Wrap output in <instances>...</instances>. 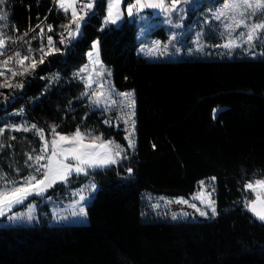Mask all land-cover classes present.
I'll use <instances>...</instances> for the list:
<instances>
[{"label": "trees", "instance_id": "obj_1", "mask_svg": "<svg viewBox=\"0 0 264 264\" xmlns=\"http://www.w3.org/2000/svg\"><path fill=\"white\" fill-rule=\"evenodd\" d=\"M222 1L198 0L191 12L203 15ZM106 3L95 0L92 13L78 19L79 34L67 38L71 15L61 8L56 16L53 0L4 1L6 44L46 20L52 31L24 45L40 58L49 34L58 51L23 75L28 60L7 64L18 73L8 83L22 87H0V127L35 124L48 134L53 127L61 133L89 130L124 146L123 129L92 107L84 81L74 75L99 39L114 85L134 91L137 142L118 162L55 187L71 201L73 189L88 177L98 182L88 223L0 226V264H264V220L245 207V185L264 178V56L147 60L138 54L139 24L125 19L105 26ZM0 144V172L16 178L28 171L27 156L41 149L42 140L35 130L5 127ZM190 163L215 173V218L148 217L146 191L192 192Z\"/></svg>", "mask_w": 264, "mask_h": 264}, {"label": "rangeland", "instance_id": "obj_2", "mask_svg": "<svg viewBox=\"0 0 264 264\" xmlns=\"http://www.w3.org/2000/svg\"><path fill=\"white\" fill-rule=\"evenodd\" d=\"M5 1V0H4ZM89 1V0H87ZM95 0H93L94 2ZM198 0H186L185 3L178 5L179 11H163L159 10L157 12L148 11L146 9H133V15L129 16L127 14V6L129 4H134L133 2L126 3L125 0H120L119 6L113 9L114 16L117 12L120 13V18L116 23H105V16L108 10V2L106 3L105 15H104V25H114L120 26L125 19H130L131 21H136L139 24L138 37L141 40L138 48V54L147 60L159 61V60H181L186 58H201V59H224L225 57L232 59L234 57H261V53H264V39L254 40V49L256 55H252L248 50L247 44H244L242 40H237L238 44H241L240 47L226 48L223 45L228 42L229 39H235L239 32L246 31L243 27L238 28L235 32L232 33L231 37L228 36V30L224 25L231 23L230 20L225 17H221L220 20L215 19V14L223 7L228 0L222 1L220 4L216 5L213 8H209L206 13L203 15H198L192 13V7L197 3ZM165 7H168L171 4V0H164ZM60 6V4H59ZM76 12L78 13L77 19L81 18V14L78 8V0L75 3ZM66 13L71 15V9L64 10ZM0 13L5 14V5L4 3L0 5ZM192 13V14H190ZM6 15V14H5ZM231 15V13H230ZM261 16L258 13L256 17L253 18L254 22H261ZM6 24V21L0 22ZM70 24V23H69ZM164 26V29L163 27ZM5 27L3 28L4 34L6 36ZM264 36V33H262ZM173 37H175L173 39ZM98 41V49L100 56V40ZM93 41V42H94ZM8 43V41L6 42ZM93 45V44H92ZM49 51V50H48ZM92 51V49H90ZM96 58V54L93 53V59ZM91 62V61H90ZM1 64V62H0ZM28 64V63H27ZM30 64V63H29ZM104 73L103 75H97L101 71L100 65H93L89 63L88 70L86 72L80 73L79 76H83L82 79L86 85L89 75L92 76L95 81L91 88H86L85 92L87 95H84L86 100L94 107L101 111V114L105 116V120L110 124H115L117 127H121L124 132L125 138V147L120 145L114 139H108L103 137L101 134L94 133L89 130L80 131L84 133L88 138L85 139L84 143H92L93 137H101V141L111 140L114 144L119 145L124 151L119 157L115 158V163L118 162L126 155V151H133V148L128 147V136L129 124L124 123V120L121 117L127 119L126 113L129 111L127 107L122 105L125 103L123 97H119L115 94L109 95V93L114 90L115 93H129L134 92L132 89L120 90L118 89L113 82L112 74L110 69L102 62ZM17 71L15 66L8 65L6 70L9 72L6 79L7 82H10L13 79L11 72ZM110 73V75H109ZM5 83V81L0 84ZM103 85L101 88L100 86ZM84 92V93H85ZM93 92L97 93V99L99 103L93 102L92 94ZM134 99L136 101L135 95ZM115 102V103H113ZM216 113V111H215ZM135 132L133 134V139L135 140L136 147V103H135ZM42 129V128H41ZM44 130V129H43ZM61 135L71 136L75 131L71 133H61L55 130ZM45 138L51 140L53 137L52 132L46 133L44 130ZM101 141H96L100 143ZM44 141L42 140V146ZM42 148V147H41ZM40 154V150L33 156ZM42 161L41 163H44ZM69 162H72L69 159ZM31 164V162H29ZM114 163H110L105 166H98L94 168H88L87 173H73L68 177L67 181L56 182L52 187L48 188L46 192L42 195H29L23 203L15 204L10 211H7L4 216H0V226H30V225H42L49 224L50 226L61 225V224H85L89 222V217L87 213V208L93 198L96 196L100 185L93 177H88L79 187L73 189L72 196L74 197L71 201H66L65 195H62V190L55 188L58 184L68 183L70 177H80L90 175V171L104 168L110 166ZM28 171L21 177H7L9 181H22V179L30 174H33L34 168L28 166ZM2 171V170H1ZM187 176L189 177L192 184V192L188 196H170L158 194L153 191H146L144 193V200L146 206V215L150 218L156 219H165V220H209L214 219L215 215L212 214L211 210L204 204L200 199H196L197 194L203 193V198L208 199L207 193L212 192L211 200L215 201V208L217 210L216 200H215V184L216 176L215 173L204 169L200 166H197L194 163L187 165ZM22 172V171H21ZM40 177L37 176V179ZM215 178V179H213ZM257 180H264V178L254 179L251 182L254 183ZM201 181H204V184L201 185ZM95 185V190H91V185ZM55 188V189H54ZM54 189V190H53ZM214 189V192H213ZM66 193L69 192L68 189H65ZM250 197L248 202L256 197L255 192L248 190ZM58 192V194H54ZM51 193V194H50ZM83 195L85 199L81 204L77 205L75 202L79 200L80 196ZM186 200L188 203H177L176 201ZM172 201V203H168ZM195 204L196 207L191 205ZM159 205V206H157ZM29 206H34L32 210L33 219L28 221L26 219V214L29 211ZM84 207L86 210V216L75 215L73 212H79V207ZM199 209V211H198ZM207 212V216H201L200 212ZM187 213V215H183ZM15 214H25V217L21 220H10L9 217H12ZM173 214H176V219H173ZM58 217H66L64 219H59Z\"/></svg>", "mask_w": 264, "mask_h": 264}, {"label": "snow or ice", "instance_id": "obj_3", "mask_svg": "<svg viewBox=\"0 0 264 264\" xmlns=\"http://www.w3.org/2000/svg\"><path fill=\"white\" fill-rule=\"evenodd\" d=\"M60 4V7L64 10L71 9V23L69 25L64 26L65 31H67V38L75 37L79 34L80 30V20L77 19L78 13L76 12L75 3L76 0H57ZM186 0H171V4L168 7H165L164 0H135L134 4H129L127 6V14L129 16L133 15V9H143V8H152V9H160L163 11L171 12V11H179L178 5L181 3H185ZM4 3V0H0V5ZM120 0H109L108 2V10L105 16V23H116L120 18V13L117 12L114 16L113 9L118 7ZM84 8L91 10L94 7L93 0H89L88 3L83 5ZM231 13V15H230ZM261 16V22H254L253 18L257 16V14ZM221 17H225L230 20L231 23L224 25V27L228 30V36L231 37L232 33L235 32L236 29L243 27L246 31L239 32L238 36L235 39H229L226 44L223 46L226 48L232 47H240L241 44L237 43V40H242L244 44H247L248 50L252 55H256V52L253 51L255 45L254 40L264 39L262 33H264V0H228L227 3L223 5V7L215 14V19L220 20ZM7 17L5 14L0 13V22L6 21ZM81 20L83 17L80 18ZM72 24H75V29H72ZM6 27V24L0 23V49H3L6 45V42L10 40V38L6 37L3 31V28ZM40 28L38 24L36 26ZM18 31V30H17ZM35 31V29H32ZM48 31H52V27L48 26ZM44 29L40 28V32L38 35L43 34ZM27 36L28 33L25 32L23 34ZM61 41L60 43H65L67 38H64L63 33H61ZM23 39V37H20ZM33 39L36 36L32 37ZM175 37H173L174 39ZM98 41H94L92 45V51L88 53V57L93 65H100L101 71L97 75H103L104 69L102 62L98 59L99 49H98ZM47 46L48 52L46 53L43 48L39 49L40 62L42 63L44 60V55L50 54L51 52L58 51L53 47V39L51 36L47 38ZM31 51L30 47L28 49ZM93 53L96 54V58L93 59ZM3 53L0 52V55ZM264 55V53H261ZM16 63L23 66L24 62L29 60V56L21 57L20 53H15ZM13 57H8L7 60L3 61V64L6 66L9 60H12ZM36 67V61L33 58L31 63L23 67V71L19 73V75H23L25 72L30 69H34ZM88 70V65H85L80 73L86 72ZM11 75L15 77L18 73L15 71H11ZM0 75H4L3 72H0ZM74 75H79L76 73ZM110 75V73H109ZM84 79L83 76L80 77ZM95 81L92 76L89 75L88 80L86 82V88H91L92 84ZM0 87H22V85H13L5 81V83L0 84ZM101 88L103 85L100 86ZM85 92L83 95H87ZM115 94L119 97H123L125 103L122 105L123 107H127L129 111L126 113L127 119L121 117L124 120V123L129 124L128 136L126 139L128 140V147L135 148V140L133 139V134L135 132V120L133 117L135 116V99L134 92L129 93H115L112 90L109 95ZM93 102L99 103L97 99V93L93 92L92 94ZM115 103V102H113ZM215 111V110H214ZM107 122V121H106ZM5 127L15 130V131H31L35 130L39 135L40 139L44 141L42 148L40 149V154L33 156L29 154L27 156L26 164H29L30 167L34 168L33 174H30L22 179V181H9L7 180L5 174L0 172V216H4L7 211H10L11 208L15 204L23 203V201L29 195H42L47 191L48 188L52 187L56 182L67 181L68 177L73 173L81 174L87 173L88 168H94L98 166H105L110 163H115V158L119 157L121 153L124 151L119 145L114 144L113 141H101V137H93L92 143H84L85 139L88 137L80 131V129H76V131L71 135H61L55 131V127L51 129L53 134L52 139L49 141L45 138L44 130L38 129L35 124H32L30 127H26L23 124L20 125H6ZM5 127H0V135L5 131ZM15 139V137H12ZM96 141H101L100 143H96ZM3 145L0 144V148ZM155 147V145H153ZM71 159L72 162H69ZM45 161L44 163H41ZM131 172V169H128ZM37 176L40 178L37 179ZM215 179V178H213ZM201 185L204 184V181L200 182ZM91 190H95V185L92 184ZM245 188L255 192L256 198L255 200L245 202V207L251 211L255 216L259 219L264 220V180H257L254 183L249 182L245 185ZM214 192V189H213ZM212 192L207 193L208 199L203 198V193L197 194L196 199H200L202 203H204L212 212L213 215L216 214L215 201L211 200ZM85 199L83 195L80 196L79 200L75 203L77 205L81 204V202ZM177 203H188L186 200L176 201ZM168 203H172L169 201ZM159 206V205H157ZM192 207H196L195 204L191 205ZM34 206H29V211L26 214V219L31 221L33 219L32 210ZM199 211V209H198ZM73 216L80 215L86 216V210L84 207H79V212H73ZM183 215H187V213H183ZM201 216H207L208 213L201 211ZM25 217V214H15L12 217H9L10 220H21ZM59 219H64L66 217H58ZM173 219H176V214H173Z\"/></svg>", "mask_w": 264, "mask_h": 264}, {"label": "built area", "instance_id": "obj_4", "mask_svg": "<svg viewBox=\"0 0 264 264\" xmlns=\"http://www.w3.org/2000/svg\"><path fill=\"white\" fill-rule=\"evenodd\" d=\"M88 2L89 1H87V0H78L79 12H80V14H81V16L83 18H85L88 15H90L92 13V10H93V8L91 10H89V9L83 7V5L86 4V3H88ZM53 8L55 10V15L56 16L59 15V13L61 11V7L59 6V3L57 2V0H53ZM45 22H46V20H43V21H41V22L38 23L40 25V28H43L44 29V32H43L42 36L41 35H38L39 32H40V28H37L36 26L38 24H36L33 28H31L27 32L28 35L27 36H24L23 35V39H20L16 44H14V45L6 44L3 49H0V52L3 53L2 55H0V62H1V64H0V72H3L4 73V75H0L1 82L6 81V79L8 77V74H9V72L6 70V66H8V65L5 66L3 64V61L7 60L8 57H13L12 60H9L8 61V64L15 62L16 61L15 53L19 52L20 55H21V57H23V56H29L30 57V59L28 60L29 63H31V61H32L33 58L35 59L36 64H38L40 62V58L38 57L35 49L32 46H29V45L25 47L24 44L26 42H28V41L31 42V41L43 39V35L46 34L45 31L46 32L48 31V27H47V25H46ZM32 29H35V31H32ZM47 35H48V37L51 36L49 34H47ZM33 36H36V38L33 39L32 38ZM47 38L45 39L44 45L41 47V48H43L45 50L46 53L48 52ZM29 47H30L31 51L28 50ZM53 47H54V43H53ZM39 54L41 55L40 51H39ZM22 79H23V77H17L16 78V82L17 83H21L22 82Z\"/></svg>", "mask_w": 264, "mask_h": 264}, {"label": "water", "instance_id": "obj_5", "mask_svg": "<svg viewBox=\"0 0 264 264\" xmlns=\"http://www.w3.org/2000/svg\"><path fill=\"white\" fill-rule=\"evenodd\" d=\"M144 9H146V10H148V11H152V12H157V11H159L160 9H152V8H144ZM253 192V191H252ZM256 198V197H255ZM255 198L254 199H252L251 201H253V200H255ZM250 201V202H251ZM251 212V211H250ZM252 213V212H251Z\"/></svg>", "mask_w": 264, "mask_h": 264}, {"label": "crops", "instance_id": "obj_6", "mask_svg": "<svg viewBox=\"0 0 264 264\" xmlns=\"http://www.w3.org/2000/svg\"><path fill=\"white\" fill-rule=\"evenodd\" d=\"M62 10H63V9H62ZM89 52H90V51H89ZM98 59L102 62V60H101V58H100L99 55H98ZM89 63H91V62H90V59H89V57H88V61H87V63H86L85 65H89ZM85 65H84V66H85Z\"/></svg>", "mask_w": 264, "mask_h": 264}]
</instances>
